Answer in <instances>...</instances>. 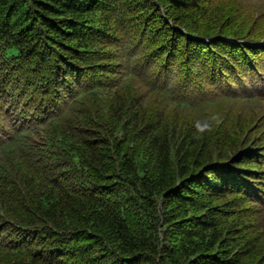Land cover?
<instances>
[{
    "label": "trees",
    "instance_id": "obj_1",
    "mask_svg": "<svg viewBox=\"0 0 264 264\" xmlns=\"http://www.w3.org/2000/svg\"><path fill=\"white\" fill-rule=\"evenodd\" d=\"M0 264H264V0H0Z\"/></svg>",
    "mask_w": 264,
    "mask_h": 264
},
{
    "label": "rangeland",
    "instance_id": "obj_2",
    "mask_svg": "<svg viewBox=\"0 0 264 264\" xmlns=\"http://www.w3.org/2000/svg\"><path fill=\"white\" fill-rule=\"evenodd\" d=\"M243 135H246V133L243 134ZM255 135H257V134H255ZM239 148H240V146L238 145V147H237V149L235 151H238Z\"/></svg>",
    "mask_w": 264,
    "mask_h": 264
}]
</instances>
